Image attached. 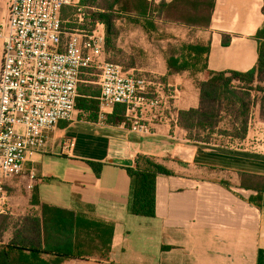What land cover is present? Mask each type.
<instances>
[{"label": "crops", "instance_id": "0c3cea01", "mask_svg": "<svg viewBox=\"0 0 264 264\" xmlns=\"http://www.w3.org/2000/svg\"><path fill=\"white\" fill-rule=\"evenodd\" d=\"M263 7L264 0H215L208 28L167 21L164 52H149L144 61L150 62L142 66L133 61L122 66L129 73L151 78L165 91L167 86L176 88L177 98L169 100V107L166 100L154 112L149 120L151 133L133 131L134 118L127 112L125 122H110L109 116L122 104L106 108L104 114L99 109V117L77 108L78 116L60 122L49 132L46 148L26 162L25 172L6 181L10 210L2 244L12 241L26 218L41 217V206L47 204L114 226L107 257L101 256V251L92 257L68 258L61 264H264V122H257L260 100L254 117L260 132L250 135V129L245 139L256 137L262 142L260 149L195 140L180 124L179 113L200 107L197 81L206 80L207 73H171L167 62L170 56L182 54L184 44L200 43L210 46V70L252 69L259 57L255 35L264 22ZM70 8L63 9V19ZM7 17L8 7L0 0V25ZM125 23L133 25L132 34L150 37L154 32L141 24ZM192 31L198 33V39L189 37ZM122 38L119 32L115 47L106 49L105 56L124 47ZM136 43L140 47L143 41ZM98 76L94 68L85 71L79 88L100 101ZM155 90L151 87L150 93ZM140 155L157 159L173 172L157 177L154 217L129 211L131 177L127 168L134 167ZM94 164L101 165L99 172ZM251 175L256 176L254 184ZM35 189L39 203H33Z\"/></svg>", "mask_w": 264, "mask_h": 264}, {"label": "built area", "instance_id": "2783aa9c", "mask_svg": "<svg viewBox=\"0 0 264 264\" xmlns=\"http://www.w3.org/2000/svg\"><path fill=\"white\" fill-rule=\"evenodd\" d=\"M1 1L8 17L0 25V214H8L6 181L25 172L26 162L46 148L49 132L73 119L85 71L100 72L102 114L124 105L133 131L151 133L154 112L166 100L169 107L178 92L106 60L104 23L66 31L62 11H84L80 0Z\"/></svg>", "mask_w": 264, "mask_h": 264}, {"label": "trees", "instance_id": "16d2710c", "mask_svg": "<svg viewBox=\"0 0 264 264\" xmlns=\"http://www.w3.org/2000/svg\"><path fill=\"white\" fill-rule=\"evenodd\" d=\"M81 3L88 9H97L91 15L95 23H104L106 26L107 50L115 47V39L119 36L116 25L119 14L125 15L129 23L141 24L146 31L152 32L159 30L156 18L199 29L208 28L215 9V0H162L157 5L149 0H81ZM111 36L114 38L111 39ZM255 38L258 41V61L255 67L246 72L210 70V46L200 43H186L181 48L180 56H170L167 59L171 73L183 70H191L195 74L207 73L206 80L197 81L201 90L200 107L179 113V122L191 138L210 143L212 133L222 121L232 118L230 122L233 132L226 130L225 133L234 138L245 139L252 107L258 100L263 112L264 95L259 99L257 94H264V85H261L264 83V22ZM224 44L227 45L228 42L225 40ZM236 82L240 85H236ZM79 91L77 108L89 110L94 116L97 113L96 116L99 117L100 101L87 97L80 88ZM125 113L126 107H119L108 120L113 123L125 122ZM201 131L207 133L206 137L201 135ZM100 167V164H94L97 172ZM127 171L131 177L129 211L139 216L154 217L157 177L160 174L171 175L173 172L157 159L146 155H140L136 165L128 167ZM251 176V183L254 184L256 176ZM243 184L247 185L245 181ZM33 203H39L36 189ZM41 207L42 216L26 218L9 244H2L3 235L8 228V218L1 217L0 264H61L68 258L92 257L101 251V256L107 257L113 225L88 221L72 211L51 205L42 204Z\"/></svg>", "mask_w": 264, "mask_h": 264}, {"label": "rangeland", "instance_id": "374dc122", "mask_svg": "<svg viewBox=\"0 0 264 264\" xmlns=\"http://www.w3.org/2000/svg\"><path fill=\"white\" fill-rule=\"evenodd\" d=\"M149 1L151 3L157 5L162 0H149ZM165 1H167V0H165ZM96 10L97 9L86 8L84 11L78 12L75 8H73V7L70 8L66 12V15L64 17L65 30L70 31L71 29L77 28L78 26L80 28H84V29H91L95 24V21L92 18L91 13L96 11ZM119 16L120 17L116 21V24L117 23L119 24L117 26V30L119 32H121V34H123L122 43H123L124 47L121 48L120 51L112 50L109 57L107 55L105 56L106 60L112 61V62H117L123 66H125L126 63H129L131 61H133V63L136 62L137 64L140 63V65H141V64H146V63L150 62V61H144L148 58V56H146V54H149V52L152 54H155V53H159V52H164V47L167 48V21L160 20L159 18H156V20L159 22V24H158L159 30L154 31L150 37H147V36H145V34H140V35H137L136 33L132 34L134 31L133 25L125 23V21H127L125 19L126 18L125 15L119 14ZM155 16H157V15H155ZM80 18L82 19V21H79ZM105 30H106V26H105ZM114 32H115V30H114ZM106 34H107V30H106ZM197 35H198V33L194 32V31L189 33L190 38L198 39L199 37H197ZM200 36H201V34H200ZM113 38L114 37L111 36V39H113ZM138 38H140V39H138ZM136 40L143 41V43L140 47H137V45H135V44H138V43H136ZM94 70L98 72V75H100L99 70H96V69H94ZM81 80L83 81V77ZM98 80H99V76H98ZM82 84L83 83L81 82L80 85H82ZM235 84L240 85L238 82H236ZM261 85H264V83H261ZM263 95H264L263 93H258L257 98L261 99ZM79 114H80L79 112H76L74 116H78ZM254 117L256 118L255 106L252 107V111H251V119L253 118V124L249 126L247 136L249 134L250 129H251L250 135L257 133V132H260L258 127L255 128ZM231 119L232 118H227V119L223 120L222 123L220 124L219 128L212 133V136H213L212 142L220 143V144L227 145V146L230 145V147H235V148L236 147L237 148H247V149H250L252 151L254 149L255 150L260 149V147L262 146L260 144L262 142H260V144H259V141L256 140V137L254 138L251 136L249 140H245L247 138V136L244 140L243 139L238 140V138H235L236 140L234 142V137L231 136L229 133L228 134L225 133L226 130L229 131L230 133L233 132V126L230 122ZM260 121L264 122V110L262 112V109H261L259 119L257 122L259 123ZM223 130H225V131H223ZM219 131L224 132L225 134L224 133L221 134V132L219 133ZM200 133L204 137H206V135H207V133H203L202 131ZM219 135H221L222 138L219 139ZM230 137H232V138H230ZM215 139H217V141L218 140H220V141L217 142V141H215ZM1 217H7V214L6 215L5 214L0 215V224L3 220V218H1ZM7 222H8V220H7Z\"/></svg>", "mask_w": 264, "mask_h": 264}]
</instances>
